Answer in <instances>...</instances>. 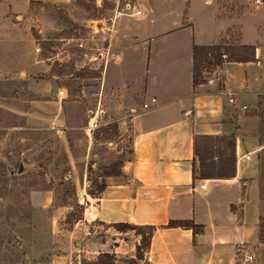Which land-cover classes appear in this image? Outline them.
Listing matches in <instances>:
<instances>
[{
	"label": "crops",
	"instance_id": "obj_1",
	"mask_svg": "<svg viewBox=\"0 0 264 264\" xmlns=\"http://www.w3.org/2000/svg\"><path fill=\"white\" fill-rule=\"evenodd\" d=\"M130 7L112 18L99 78L100 93L109 95L108 111L118 116V125L129 127L130 153L119 175L104 177L90 219L106 230L116 223L155 229L140 258L138 235L106 230L99 231L96 253L113 255L114 264L121 254L133 257V264H238L242 243L253 253L251 264H264V243L258 239L264 218V118L252 113L264 95V4L132 0L125 5ZM103 28L109 30L105 23ZM194 45H251L254 60L224 61L193 86ZM216 73L220 85L206 81ZM219 87L233 94L232 103ZM150 97L155 103L141 109ZM131 110L135 114L128 121ZM199 135H233V177L197 176L193 139ZM211 145L214 151L217 145ZM169 220H191L203 230L193 235L189 228L166 227Z\"/></svg>",
	"mask_w": 264,
	"mask_h": 264
},
{
	"label": "rangeland",
	"instance_id": "obj_2",
	"mask_svg": "<svg viewBox=\"0 0 264 264\" xmlns=\"http://www.w3.org/2000/svg\"><path fill=\"white\" fill-rule=\"evenodd\" d=\"M128 3L0 0V264H84L99 252L107 228L81 201L105 166L129 158V127L99 90L100 54Z\"/></svg>",
	"mask_w": 264,
	"mask_h": 264
},
{
	"label": "trees",
	"instance_id": "obj_3",
	"mask_svg": "<svg viewBox=\"0 0 264 264\" xmlns=\"http://www.w3.org/2000/svg\"><path fill=\"white\" fill-rule=\"evenodd\" d=\"M132 1V0H131ZM254 60V47L251 45H207L192 47V85L196 86L205 81L203 73L219 66L224 61L247 62ZM98 76V75H95ZM252 113L264 118V95L259 98L257 109ZM217 148L212 150V143ZM193 152L197 161V176L199 178H231L234 175V137L228 136H207L199 135L193 139ZM125 160L117 159L105 166L101 172L99 183H93L90 194L98 197L105 186V176H115L120 174V167ZM264 158H261V165ZM264 165V164H263ZM194 171V170H193ZM91 183V182H90ZM243 194L241 193V200ZM230 208H233L232 206ZM112 226L122 229H134L139 236V243L135 246V257L140 258L141 252L146 250L153 230L152 225H134L131 223H116ZM166 227L189 228L192 234L201 233L202 225H196L191 220H169ZM258 239L264 243V218L259 220ZM113 255L102 252L98 253L93 261L84 264H114Z\"/></svg>",
	"mask_w": 264,
	"mask_h": 264
},
{
	"label": "built area",
	"instance_id": "obj_4",
	"mask_svg": "<svg viewBox=\"0 0 264 264\" xmlns=\"http://www.w3.org/2000/svg\"><path fill=\"white\" fill-rule=\"evenodd\" d=\"M253 4L255 5H261L264 4V0H251ZM128 7V6H127ZM136 13H138V11H136ZM112 19H110L111 21ZM206 81L209 83H215L220 85L222 78L219 74H215L211 77H207ZM220 92L224 93L226 96V100L228 103H232L234 101L233 99V94L231 92H225L221 87L218 88ZM155 103V98L154 97H150L148 101H144L141 103V109H146L148 108V106H150V104ZM135 114L134 110H131L127 116L128 121H131L133 115ZM246 158L248 157V155H244ZM204 186V185H201ZM83 201H81L82 204H84L85 210L84 213L86 214L85 216L92 218L94 215V206H95V197L90 196L89 194H86L83 190ZM240 257H239V262L238 264H251L254 261V256L253 253L248 252L245 247L244 244L240 243ZM146 261H148V257H146Z\"/></svg>",
	"mask_w": 264,
	"mask_h": 264
},
{
	"label": "water",
	"instance_id": "obj_5",
	"mask_svg": "<svg viewBox=\"0 0 264 264\" xmlns=\"http://www.w3.org/2000/svg\"><path fill=\"white\" fill-rule=\"evenodd\" d=\"M95 25H96V27H97L98 29H100L102 23H101V22H96ZM22 170H23V167H22L21 164H19V166H18V168H17V173H20Z\"/></svg>",
	"mask_w": 264,
	"mask_h": 264
}]
</instances>
